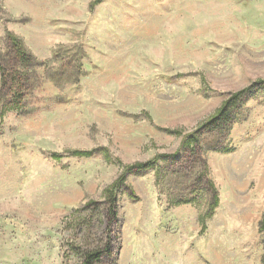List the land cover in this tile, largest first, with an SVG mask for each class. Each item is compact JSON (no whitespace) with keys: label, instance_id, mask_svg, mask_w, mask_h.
Masks as SVG:
<instances>
[{"label":"rangeland","instance_id":"1","mask_svg":"<svg viewBox=\"0 0 264 264\" xmlns=\"http://www.w3.org/2000/svg\"><path fill=\"white\" fill-rule=\"evenodd\" d=\"M9 35L32 62L0 89V264H263L264 88L203 124L264 80V0H0Z\"/></svg>","mask_w":264,"mask_h":264},{"label":"trees","instance_id":"2","mask_svg":"<svg viewBox=\"0 0 264 264\" xmlns=\"http://www.w3.org/2000/svg\"><path fill=\"white\" fill-rule=\"evenodd\" d=\"M10 36V35H9ZM11 41V45H9V53L8 50L5 53L0 54V89L1 88H15L13 83H8V78L11 75V72L15 71V64L18 63L20 66H28L29 63L32 62L31 56L24 50L23 45L17 39H12L8 37ZM19 68V67H18ZM22 75V74H21ZM16 78V77H15ZM12 84V85H11ZM264 88V80H259L250 86L244 88L243 90L234 93L231 95L220 108H218L204 124L203 129H217L220 126H229L232 120V109L236 106L239 100L246 97L252 90ZM18 101V99H17ZM170 130H168L169 132ZM172 133H177V131H171ZM184 143L187 148L196 144L197 137L194 133H189L184 136ZM92 152V151H91ZM90 151H80L73 150L70 152L72 156L76 157H89L91 156ZM173 156V155H171ZM53 157L58 158L57 155H53ZM162 158L169 157L168 155H161ZM157 161V158H153L151 160L145 162H135L133 164L125 165L120 173V175L109 185L104 194L106 195V203L108 204V211L113 212L116 205V196L115 191L118 190L122 185H124L127 174L144 171L152 168ZM216 198V197H214ZM259 230L264 234V216L260 222ZM101 251L94 250L90 252H86L83 255L82 264H94L100 260ZM264 264V259H263Z\"/></svg>","mask_w":264,"mask_h":264}]
</instances>
